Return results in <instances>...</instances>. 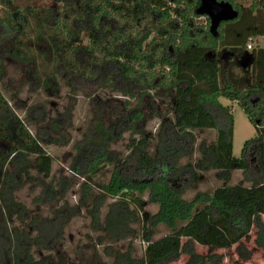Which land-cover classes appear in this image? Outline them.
<instances>
[{
  "label": "trees",
  "instance_id": "1",
  "mask_svg": "<svg viewBox=\"0 0 264 264\" xmlns=\"http://www.w3.org/2000/svg\"><path fill=\"white\" fill-rule=\"evenodd\" d=\"M216 1L228 3L237 17L212 29L210 19L199 13L202 0H60L56 8L21 10L12 8L11 0H0V27L13 36L2 57L34 66V81L42 91L59 92L60 80L71 89V82L98 84L124 96L127 111L134 112L125 119L135 138L127 144L125 158L111 157L110 131L98 122L96 138L74 145L69 165L83 179L79 204L89 205L86 213L92 230L101 232L100 243L129 241L139 226L143 255L134 258L130 245L113 253L111 264H167L181 254L188 256L185 264H213L214 250L237 246L241 251L252 228L256 246L264 251V75L243 69L234 59L243 55L251 37L236 31L244 9L237 0ZM225 50L233 57L226 63ZM4 74L0 63V86ZM258 96L261 100L253 103ZM145 98L152 119L159 120L155 135L137 129ZM130 99L136 101L133 106ZM219 99L237 103L256 131L237 159L232 156L233 115ZM160 100L169 109L166 115L156 104ZM202 130H213L214 141L197 143L194 131ZM253 155L259 173L250 186L229 185L235 171L247 177ZM52 161L0 92V233L9 241V264H46L49 259L36 260L32 254L33 247L48 248L49 241L45 246L40 233L31 237L9 229L8 219L17 212L22 222L26 211H18L22 206L12 196L14 182L45 183ZM99 164L112 165L110 179L102 185L92 178ZM209 171L221 185L210 194L184 199ZM46 185L55 190L52 182ZM143 195L158 207L155 214L142 216ZM108 198L112 202L101 219ZM65 205L73 216L74 208ZM160 225L169 233L154 240ZM195 245L207 248L208 254H197Z\"/></svg>",
  "mask_w": 264,
  "mask_h": 264
},
{
  "label": "rangeland",
  "instance_id": "2",
  "mask_svg": "<svg viewBox=\"0 0 264 264\" xmlns=\"http://www.w3.org/2000/svg\"><path fill=\"white\" fill-rule=\"evenodd\" d=\"M12 8L21 10L24 8H56L61 6L60 0H11ZM1 9V7H0ZM13 36L5 33L0 27V63L5 74L0 86V92L6 98L15 112L17 118L23 121L30 134L37 138L47 154L52 158L51 178L43 182H25L19 186V181L12 187L14 201L21 205L18 211L24 212V221L20 222L17 212L8 219L9 229L17 228L21 232H27L31 237L40 233L43 238L41 243L47 246L32 248V254L36 260L49 258L46 264H111L112 255L115 252H123L130 245L133 248V257L139 259L143 255L144 243L139 226H134L135 234L129 241H120L114 244L100 243L101 232L93 231L91 220L87 215L89 205H80L79 186L83 179L74 175L69 170V165L75 154L74 145L82 140L96 138L94 126L102 123V128L110 131L109 151L111 157L125 158L128 150L127 144L135 139L126 130L125 119L129 113L124 106L126 98L119 93L112 92L108 88H99L98 84L86 85L83 82H71L74 89L68 88L64 81L60 80V90L57 93L42 91L34 81L35 68L32 65H24L2 57ZM228 57L225 54L224 59ZM240 59L238 63H243ZM120 87L122 85L120 84ZM229 106L233 115V158H240L243 145L246 141L256 137L253 125L248 121L243 110L235 102L223 99ZM133 106L136 101L130 99ZM165 115L169 111L164 101H156ZM143 119L137 129L145 128L148 133L155 135L159 125L158 119H152V109L148 98L142 105ZM169 114V113H168ZM30 121H25L27 118ZM197 143L204 141L211 143L215 139L213 130L194 131ZM197 158V152L193 150L192 160ZM185 164L187 159L180 161ZM102 164V163H101ZM97 165L99 170L93 175V181L98 184H106L112 172V165ZM259 173L256 158H250V173L245 176L239 171L231 174L229 185L244 184L250 186L251 179ZM36 178L38 174L31 173ZM245 178V179H244ZM52 182L54 191L47 190L48 183ZM60 188L63 193L59 196L56 192ZM221 185L215 172L209 171L201 176L200 183L194 190L184 194V199L190 201L196 193L210 194ZM100 191H95L99 194ZM145 215H153L158 207L148 201L147 195L142 196ZM112 199L106 200V205L101 210V219L105 216L106 206ZM74 208V215H68V208ZM77 208V209H75ZM63 209V210H62ZM1 223V219H0ZM169 230L160 225L154 230V240L166 234ZM256 229L252 228L247 239L242 241L243 248L238 250L233 246L228 250H214L211 253L213 264H264V251L256 246ZM47 240V241H46ZM9 241L4 233H0V264H9L7 247ZM195 252L206 256L208 249L198 245L194 246ZM248 252L250 257H247ZM188 256L181 254L176 261L167 264H185ZM205 264H212L206 262Z\"/></svg>",
  "mask_w": 264,
  "mask_h": 264
},
{
  "label": "crops",
  "instance_id": "3",
  "mask_svg": "<svg viewBox=\"0 0 264 264\" xmlns=\"http://www.w3.org/2000/svg\"><path fill=\"white\" fill-rule=\"evenodd\" d=\"M237 4L244 9V16L242 23L238 24L236 31L251 34V37L247 41V47L243 55L240 58L234 59H236V62L242 58L248 60L245 68L249 71L257 69L261 75H264V52H260L264 50V0H237ZM249 45L250 48H248ZM225 54L228 55L226 59H224ZM229 58H233L232 52L225 50L222 59L226 63ZM253 75L254 77L256 76L255 73ZM253 75H250L251 80L253 79ZM262 80L264 79H261V82ZM260 100L261 98L258 96L253 103H258ZM219 102L223 106L229 107L225 105L223 99H219Z\"/></svg>",
  "mask_w": 264,
  "mask_h": 264
},
{
  "label": "water",
  "instance_id": "4",
  "mask_svg": "<svg viewBox=\"0 0 264 264\" xmlns=\"http://www.w3.org/2000/svg\"><path fill=\"white\" fill-rule=\"evenodd\" d=\"M199 13L210 19L212 29H215L220 22L231 21L237 17V12L228 3L217 2L216 0H202ZM247 64L248 60H244L241 66L245 68Z\"/></svg>",
  "mask_w": 264,
  "mask_h": 264
},
{
  "label": "built area",
  "instance_id": "5",
  "mask_svg": "<svg viewBox=\"0 0 264 264\" xmlns=\"http://www.w3.org/2000/svg\"><path fill=\"white\" fill-rule=\"evenodd\" d=\"M248 48H250V45L248 46ZM144 246H145V244H144Z\"/></svg>",
  "mask_w": 264,
  "mask_h": 264
}]
</instances>
